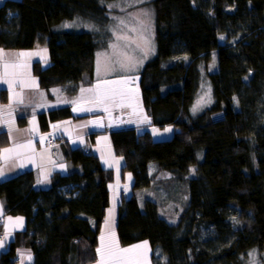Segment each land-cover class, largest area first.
<instances>
[{"label": "trees", "instance_id": "16d2710c", "mask_svg": "<svg viewBox=\"0 0 264 264\" xmlns=\"http://www.w3.org/2000/svg\"><path fill=\"white\" fill-rule=\"evenodd\" d=\"M117 1L6 0L0 6V47H47L51 66L35 67L41 89L61 87L75 96L95 83L96 57L109 40L86 27H60L67 21L103 27ZM152 5L156 53L138 74L150 124L104 129L123 160L121 178L130 173L134 179L131 194L126 186L120 194L119 243L148 242L152 264H245L251 251L264 264V0H153ZM202 64L213 101L192 116ZM1 100L7 102L5 94ZM72 119L78 118L70 106L37 116L42 132ZM27 123L18 117L20 126ZM168 126L174 135L157 140L152 130ZM98 136L90 135L89 142L94 145ZM54 142L62 143L72 170L56 171L50 187L37 188L34 171L0 177L6 214L28 222L0 264H17L22 244L32 251L34 264L98 260L116 173L95 153L62 139ZM7 145L2 132L0 155ZM166 173L169 179H163ZM167 187L187 190L184 212L175 221L165 213L170 193L164 196L162 189Z\"/></svg>", "mask_w": 264, "mask_h": 264}, {"label": "crops", "instance_id": "0c3cea01", "mask_svg": "<svg viewBox=\"0 0 264 264\" xmlns=\"http://www.w3.org/2000/svg\"><path fill=\"white\" fill-rule=\"evenodd\" d=\"M5 1L0 0V5ZM20 53L25 55L21 56ZM37 65L43 69L51 66L47 47L40 46L31 50H5L0 47V133L6 132L9 138V145L1 150L0 177L5 180L25 171H34L37 176L36 187H50L51 178L56 171L68 173L72 170L66 162L62 143L56 147L49 145L53 140L62 139L69 147H83L95 153L104 167L112 168L116 173L115 181L109 186L111 202L102 224L98 245L100 251L95 264H152L153 252L148 242L127 247H122L119 243L117 224L123 197L120 194L122 186L126 184H119L117 177H120L123 160L115 156L110 132H104L106 127L111 128L106 114L96 108L95 89L89 86V97L83 101L79 96L69 100L56 99L57 88L48 93L41 89L40 80L35 73ZM126 76H135V73ZM3 94L6 95L7 102H2ZM65 106L72 107L73 115L78 119L54 122L48 132H42L37 116ZM18 117L26 118L27 125L20 126ZM94 133H99V136L92 145L88 139ZM5 149L11 151L5 152ZM27 225L25 217L6 214L4 203L0 200V257L9 250L18 234L26 231ZM123 249L131 251L123 252ZM16 254L19 257L17 264H34L32 251L23 244L16 249Z\"/></svg>", "mask_w": 264, "mask_h": 264}, {"label": "rangeland", "instance_id": "374dc122", "mask_svg": "<svg viewBox=\"0 0 264 264\" xmlns=\"http://www.w3.org/2000/svg\"><path fill=\"white\" fill-rule=\"evenodd\" d=\"M152 2L153 0L117 1L111 5L113 8L110 20L103 27L95 23L83 24L77 21H67L60 27L61 30H79L86 27L93 33H102L109 40L105 48L98 51L96 81L92 85V88L95 89L93 92L97 102L96 108L106 114L107 122L111 128L106 127L108 130L130 125L146 126L150 124L141 105L138 74L141 66L151 60L156 53L155 11ZM199 71L201 80L198 96L192 107V116L201 114L213 101L207 78V68L204 64L199 67ZM131 73H135V76H126ZM56 90H58L56 99L59 100H69L79 96L83 101L89 97L88 87H82L74 97L67 96L64 92L65 88L60 87ZM152 131L157 140H168L174 135V128L171 126ZM50 144L52 147L58 145L57 143L52 145V142ZM191 176H194V170L191 172ZM162 177L169 179L171 175L166 173ZM133 180L130 173L126 174L125 181L121 175L117 177L119 184H126V194H131ZM177 191L170 187L162 189L164 196L170 193V202L165 208V213L171 221H175L184 212V203L187 198V190L181 188ZM174 198L179 201L176 202ZM243 259L245 264H261L257 251L247 253Z\"/></svg>", "mask_w": 264, "mask_h": 264}, {"label": "snow or ice", "instance_id": "6c2138e0", "mask_svg": "<svg viewBox=\"0 0 264 264\" xmlns=\"http://www.w3.org/2000/svg\"><path fill=\"white\" fill-rule=\"evenodd\" d=\"M145 14H147V13H145ZM221 39H223V37H221ZM20 55L21 56H23V55H25L24 53H20ZM5 67H7V65H5ZM5 82H7V81H5ZM97 87H99V85H97ZM58 91V90H57ZM89 91H91V89H89ZM87 110H90V109H87ZM11 150L10 149H5V152H10ZM111 211V210H110ZM102 240H103V237H102ZM137 247H139V246H137ZM98 252L100 251V249H98L97 250ZM123 252H129V251H131L130 249H123L122 250Z\"/></svg>", "mask_w": 264, "mask_h": 264}, {"label": "built area", "instance_id": "2783aa9c", "mask_svg": "<svg viewBox=\"0 0 264 264\" xmlns=\"http://www.w3.org/2000/svg\"><path fill=\"white\" fill-rule=\"evenodd\" d=\"M52 145H56V142L53 141ZM18 259H19V257L16 258V260H18Z\"/></svg>", "mask_w": 264, "mask_h": 264}]
</instances>
